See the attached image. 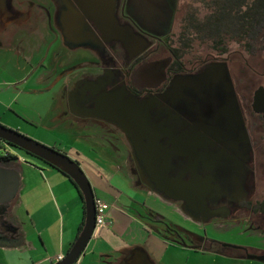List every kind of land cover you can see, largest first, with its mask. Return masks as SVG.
Returning a JSON list of instances; mask_svg holds the SVG:
<instances>
[{
    "label": "flooded vegetation",
    "instance_id": "af4514ba",
    "mask_svg": "<svg viewBox=\"0 0 264 264\" xmlns=\"http://www.w3.org/2000/svg\"><path fill=\"white\" fill-rule=\"evenodd\" d=\"M23 1L14 0L1 19L23 22L29 15L49 23L51 57L41 67L51 71L48 85L59 84L52 97L58 124L85 132L79 135L83 138L91 130L93 139L112 146L124 163L129 153L134 183L149 191L123 130L137 114L148 116L152 125L141 133L164 134V146L171 147L173 139L180 143L171 176L184 173L185 180L212 185L205 196L209 210L203 212L197 202L194 218L179 201L180 210L216 233L235 231L251 240L209 238L147 210L152 229L165 241L195 251L239 260L264 255V194L247 187L264 179V103L259 111L253 106L257 91L264 97V22L249 33H218L213 23L210 31L201 26L207 11L203 16L184 11L175 27L169 0H67L71 9H64L65 0ZM69 21L82 25L75 26L74 39L88 40L83 46L65 41L70 35L64 22ZM15 207L16 199L0 207L3 257L7 244L19 243ZM111 261L155 264L139 250L127 257L119 253Z\"/></svg>",
    "mask_w": 264,
    "mask_h": 264
},
{
    "label": "rangeland",
    "instance_id": "374dc122",
    "mask_svg": "<svg viewBox=\"0 0 264 264\" xmlns=\"http://www.w3.org/2000/svg\"><path fill=\"white\" fill-rule=\"evenodd\" d=\"M197 2L200 0H169L168 12L171 17H174L175 27L178 26L179 18L182 17L184 11L185 14L189 11L201 12V15L206 13L203 8L205 3L197 4ZM249 74L251 75V72ZM44 75L47 77L46 81H41L39 86L33 78L28 81L24 86L26 93L19 99L20 104L13 106L21 114L19 117L25 121V124L21 123V130L18 131L63 152L76 161L93 189L99 190L100 195L98 196L108 203L109 212L115 215L114 229L110 227L102 228V232L95 231L79 261L75 264H79L80 260H83L82 264H104L105 258L101 254L110 255L113 259L125 248L143 249L155 264H264L257 260H239L204 250L195 251L165 241L152 229L146 219L151 215L147 210L163 216L168 222L180 228L191 229L209 238L215 236L235 239L242 243H247L251 239L235 231L216 233L210 225L204 226L186 217L176 202H170L144 187L134 186L132 178L129 177L131 168H133L128 157L129 153L126 154L127 159L124 163L117 152L107 148L108 144L100 145L95 141H87L86 138L79 136L85 132L69 129L65 124H58L52 114L54 101L52 97L57 92L59 84L53 87L48 85L51 75L48 68L38 69L35 77L36 79L39 76L43 78ZM55 77L56 74L52 73V79ZM32 87L36 89L34 95L27 93ZM0 124L3 123L0 122ZM87 133L93 134L91 130ZM20 157H23L24 161L15 162L16 164L29 165L30 163L40 167H49L37 157L24 154L21 150L18 151V159ZM247 187L251 192L264 194V179L254 184L250 183ZM46 216L51 220L48 215ZM111 229L113 234L107 233Z\"/></svg>",
    "mask_w": 264,
    "mask_h": 264
},
{
    "label": "crops",
    "instance_id": "0c3cea01",
    "mask_svg": "<svg viewBox=\"0 0 264 264\" xmlns=\"http://www.w3.org/2000/svg\"><path fill=\"white\" fill-rule=\"evenodd\" d=\"M13 2L11 0L12 5L8 7L13 8ZM8 7L7 10H10ZM18 20L1 19L0 14V122L20 131L21 123L25 124V121L13 106L20 104L19 99L26 93L24 86L28 81L33 78L38 86L41 81H46L41 76L36 79L35 74L38 69L43 68L42 62H50L51 49L48 42L51 31L49 23L30 20L29 15L23 22H17ZM35 92L34 87L27 91L30 95ZM85 138L87 141H95L92 134ZM107 148L113 149L112 146ZM18 160L24 161L23 157ZM15 165L21 172V186L15 198L20 238L18 244H7L4 247L5 254L4 257L0 254V264L56 263V257L64 256L77 237L83 217L82 201L77 190L58 171L30 163ZM129 177L132 178L133 185L137 186L132 175ZM98 191L94 188L96 197L100 195ZM108 216L112 224L104 228L114 229L115 215L108 210ZM112 229L107 233L113 234ZM97 232H102V228ZM138 250L145 254L140 248H125L122 249V255L127 257ZM101 256L105 258L104 264H112V256ZM82 263L83 260H80L79 264Z\"/></svg>",
    "mask_w": 264,
    "mask_h": 264
},
{
    "label": "water",
    "instance_id": "95a60500",
    "mask_svg": "<svg viewBox=\"0 0 264 264\" xmlns=\"http://www.w3.org/2000/svg\"><path fill=\"white\" fill-rule=\"evenodd\" d=\"M83 1L86 3L91 2L90 0ZM99 1L102 3L104 0ZM61 4L64 9H66L68 5L71 9V5L67 0H65L64 3L61 2ZM10 5H12L11 0H0L1 16L8 12L7 7ZM65 15L66 11L63 17H65ZM66 18L68 17H65V19ZM64 24L66 31L69 32L70 35V37L65 35V41L67 38H70V41L76 42L79 46H83L88 41L81 38V36L74 39V35L78 33V28L74 30L75 26L82 29V25L78 26L72 21L64 22ZM104 24L106 26L107 23ZM263 103L264 97L262 92L257 91L254 96V109L256 111L261 110L258 106ZM103 118L113 123L117 122V119L113 116H104ZM151 125L152 123L148 116L137 114L136 120H134L132 124L123 127L130 148L139 161L141 170L147 175L149 182L148 188L165 199L173 202H184V211L186 214L196 218L197 202L201 205V210L203 212L209 210L205 205V196L210 192L212 185L209 182L204 183L199 179L185 180L184 173L171 176L170 173L174 169L173 160L181 154L180 151H178L180 143L177 139L175 141L173 139L171 147L167 145L164 146L160 142L164 134L153 131H150L149 134L141 133L144 128H149ZM153 128H155V126H153ZM0 139H3L37 157L41 161L55 167L67 175L81 192L84 202V221L82 229L63 258L55 263L75 264L83 254L95 229V193L90 181L76 161L53 147H49L21 134L16 129L0 124ZM17 160L14 162L0 161V207L3 209H6L9 203L16 198L21 186L20 169L16 165H13L16 164L15 162H17ZM252 258L264 262V255L254 256Z\"/></svg>",
    "mask_w": 264,
    "mask_h": 264
},
{
    "label": "trees",
    "instance_id": "16d2710c",
    "mask_svg": "<svg viewBox=\"0 0 264 264\" xmlns=\"http://www.w3.org/2000/svg\"><path fill=\"white\" fill-rule=\"evenodd\" d=\"M205 4L203 8L207 11L206 19L203 20L201 26H208L211 30V23L218 33L236 32L241 34L254 31L256 26L264 22V0H201ZM204 15V14H203ZM202 15V16H203ZM33 156L24 150L0 139V161L14 162L17 160L18 151ZM20 153V152H19ZM22 153V152H21ZM35 157V156H33ZM44 162V161H43ZM45 163V162H44ZM50 168L58 171L65 176L71 185L77 190L82 201L83 217L79 224L77 235L82 229L84 221V202L81 192L76 188L73 181L64 173L55 167L45 163Z\"/></svg>",
    "mask_w": 264,
    "mask_h": 264
},
{
    "label": "built area",
    "instance_id": "2783aa9c",
    "mask_svg": "<svg viewBox=\"0 0 264 264\" xmlns=\"http://www.w3.org/2000/svg\"><path fill=\"white\" fill-rule=\"evenodd\" d=\"M108 209L109 205L108 203L95 196V231H99L101 228L108 227L112 224L111 219H109L108 216ZM93 232V233H94ZM63 258V256L59 255L56 257V262L60 261ZM40 264V263H36Z\"/></svg>",
    "mask_w": 264,
    "mask_h": 264
}]
</instances>
